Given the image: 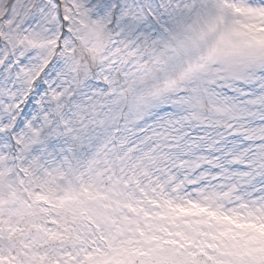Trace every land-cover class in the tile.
Returning a JSON list of instances; mask_svg holds the SVG:
<instances>
[{
    "label": "rangeland",
    "instance_id": "1",
    "mask_svg": "<svg viewBox=\"0 0 264 264\" xmlns=\"http://www.w3.org/2000/svg\"><path fill=\"white\" fill-rule=\"evenodd\" d=\"M220 2L175 0L181 15L174 29L166 36L157 33L154 41L126 54L131 61L126 70L152 93L147 101L139 105L101 101L103 107L96 108L95 120L103 124L86 116L89 139L83 147L43 172L0 167L3 264H150L149 254L158 250L157 245L177 257L178 264L185 260L210 264L208 258L218 254L225 257L223 264H264V251L233 247V242L243 237L259 241L261 248L264 234L240 237V225L232 231L193 206L216 212L226 209L227 203L219 205L221 191L208 192L205 204H187V196L178 193V189L221 188L218 180L233 176L227 193L264 176V72L260 70L264 64L226 69L209 56L226 27L216 18ZM228 3L239 6L247 0ZM235 19L243 22L242 17ZM221 79L228 86L214 89L219 94V102H214L216 97L209 89ZM172 97V110L155 115L158 105L151 101L172 102ZM179 141L190 146L188 155L174 152ZM226 143L252 147L248 154L253 158L245 159L244 150L227 153L222 148ZM155 150L159 157L154 156ZM224 155L225 164L221 165L219 156ZM232 164L243 167L233 168ZM253 166L254 170H248ZM181 170L188 171V177L179 175ZM203 179L213 185H202ZM194 181L201 185L198 189L191 188ZM251 191H243L237 201H243L244 196L253 198ZM155 198L166 217L151 233L142 226L144 216H151L148 203ZM259 212L260 208H255L249 215L255 218ZM176 218L184 223L183 230L174 229ZM224 230L229 240L223 238ZM162 241H179V246Z\"/></svg>",
    "mask_w": 264,
    "mask_h": 264
},
{
    "label": "snow or ice",
    "instance_id": "2",
    "mask_svg": "<svg viewBox=\"0 0 264 264\" xmlns=\"http://www.w3.org/2000/svg\"><path fill=\"white\" fill-rule=\"evenodd\" d=\"M216 13L226 27L209 56L226 69L264 64V0L239 6L221 0ZM180 15L175 0H0V167L43 172L83 147L89 139L86 116L103 124L95 120L101 101H147L152 93L126 70L131 61L125 56L157 33L166 36ZM217 86L228 85L223 79L212 84L214 102ZM171 101L152 100L155 115L171 111L175 97ZM193 206L211 219L223 218ZM157 249L149 254L150 264H178L177 257ZM208 259L223 264L225 257Z\"/></svg>",
    "mask_w": 264,
    "mask_h": 264
},
{
    "label": "bare ground",
    "instance_id": "3",
    "mask_svg": "<svg viewBox=\"0 0 264 264\" xmlns=\"http://www.w3.org/2000/svg\"><path fill=\"white\" fill-rule=\"evenodd\" d=\"M253 86V85H252ZM251 86V87H252ZM244 88H249L248 86H244ZM264 142V141H263ZM254 143L256 142H250V145H254ZM259 143V142H257ZM148 144H145L144 146H142L141 148L143 150H145L147 148ZM257 146V145H255ZM253 146V147H255ZM222 148H226V150L228 151L227 153H230L234 150H237L239 152L244 150L245 151V159H252V157H250V154H248V151L251 150L252 147H248L246 145H237V146H230V144L226 143L222 146ZM231 148V149H230ZM190 149V146L186 143V141H182V142H177L175 145V149L174 152L176 154H189L187 151ZM152 150V149H150ZM148 150V151H150ZM247 150V151H246ZM146 151V152H148ZM144 152V153H146ZM157 150L154 151V156L159 157V152ZM143 153V154H144ZM158 154V155H156ZM221 155V154H220ZM220 157V164L224 165L225 163L223 162L224 159L226 158V156L224 155L219 156ZM242 163V162H239ZM252 164V163H251ZM155 166V165H154ZM231 167H243L242 164H232ZM256 167L253 166V168H249L248 170H254ZM211 169H215V166L212 167ZM229 169V168H228ZM167 168L163 169L162 172L164 174H167ZM212 170V171H213ZM230 170V169H229ZM179 175L188 177L187 173L188 171H178ZM176 176V174H175ZM205 176V175H204ZM168 180H170V177H166ZM234 177L231 176L229 179H224L221 178L218 180V184H220L222 187L219 188L218 186L215 187V189H211V188H205L204 191L200 190V186L199 185H195L193 186L194 189H198L197 192H185L184 190L178 189V193L180 195V197L182 195L187 196V204L189 203H204L205 204V197L206 194L212 190H217V191H221L222 194L219 196V202H220V206L222 207L224 204H226L227 208H222V209H218V213H220L222 215V219L220 220V224L222 226H227L229 228H231L232 231H234L236 228V225H240V227L238 228V235H240V237L243 234H247V233H253L254 235H259V234H264V231L262 229V226H264V176H260L259 178L257 177L255 180H249L247 186L245 187H239L238 189H234L233 191H229L227 193H225V189L226 186L228 184V182H230V179H233ZM173 180H177L175 178H173ZM231 182L235 183V180H232ZM197 182H193V184H196ZM202 185H213L211 184V180H204L201 181ZM253 186H255L256 188L253 189ZM251 189H253L251 191ZM259 190V191H258ZM243 191H246L245 193L250 192V194L253 195V198H249L247 196H244V200L243 201H237L239 199V197L241 195L244 194ZM159 193L162 191H158ZM158 196V194H156ZM173 196V195H172ZM176 197H177V192H176ZM256 197V198H255ZM158 198L160 200H162L161 197L158 196ZM165 199H167L168 201H170V197L165 195ZM255 208H260V212L257 214V216L255 218H251L250 217V211L254 210ZM148 209L150 211L151 216L145 215V223L142 226V228L146 231L149 232L151 231V233H154L156 230H158V225L165 221V217L164 215H162V213L160 212V209L158 207L156 198L155 201H153L152 203H148ZM168 212H170V210H168ZM230 217L231 220L230 221H226V219ZM174 229H178L179 230H183L184 229V223L180 220V218H176L174 219ZM224 232H226L224 230ZM223 232V233H224ZM165 234L162 233L161 236H164ZM223 238L229 240V235L228 234H223ZM249 240H247L246 238H237L234 242H233V247L236 248L239 251H246L248 249H253L255 250V248H258L259 251H264V239L262 240V246L261 248L259 247L260 244L259 241H254L251 242Z\"/></svg>",
    "mask_w": 264,
    "mask_h": 264
}]
</instances>
